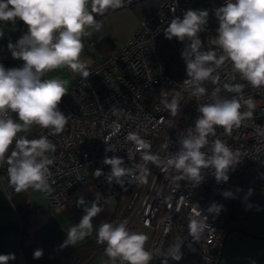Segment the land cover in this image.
<instances>
[{
    "label": "built area",
    "instance_id": "1",
    "mask_svg": "<svg viewBox=\"0 0 264 264\" xmlns=\"http://www.w3.org/2000/svg\"><path fill=\"white\" fill-rule=\"evenodd\" d=\"M131 1L136 0H124V4ZM192 2L158 0L155 10L140 20L119 47L87 67L89 77L85 79L79 74L74 78L60 108L69 116L63 132L53 135L49 129L38 127L17 137L32 140L48 136L55 144V152L48 153L53 161L48 166L50 190L41 191L49 207L67 202L78 188L92 181L102 188L105 197L116 201L108 223L127 220L129 229L140 226L151 231L145 244L152 253L150 264H213L222 237L220 230L233 207L237 208L239 217L247 212L264 215V87H251L226 61L216 70L218 83L205 81L203 96L191 94L192 86L184 83L186 64L181 55L189 42L168 40L164 31L173 18H183ZM224 4L225 0H211L210 16L199 33L204 51L215 48L213 40L219 27L215 10ZM95 44L94 40L90 41L91 46ZM0 64L6 69L13 68L8 54ZM225 83L243 84L244 99L250 98L255 104L253 115L242 121L239 128H233L229 135L217 126L215 135L208 136L209 144L202 149L210 153L212 142L220 139L239 151L241 160L228 171V181L217 182L215 170L210 168L203 171L204 180L195 186L174 168L165 169L152 162H147L146 168L141 167L145 165L142 160L145 150L127 140L128 133H137L150 144L149 152L166 159L179 150L178 141L194 130L198 106L212 102L216 87L221 88L222 98H239V93L224 90ZM173 97L179 103L176 115H172L164 102L170 103ZM241 103L240 111H249ZM114 123L120 125L115 135L112 134ZM113 156L122 158V166L131 170V175L123 178V184L109 183L106 179L111 166L103 160ZM86 166L91 167V178ZM1 169L9 180L7 158L0 164ZM98 169L102 175L97 177ZM142 175L146 182H141ZM6 191L9 194L8 188ZM225 191L232 196H223ZM213 203L223 206L218 215L207 211ZM197 210L207 217L209 227L194 241L188 234V224L189 217ZM177 243H181L182 254L178 261L166 257L170 247ZM104 245L99 243L98 249H105ZM107 262L111 264L109 258Z\"/></svg>",
    "mask_w": 264,
    "mask_h": 264
},
{
    "label": "clouds",
    "instance_id": "2",
    "mask_svg": "<svg viewBox=\"0 0 264 264\" xmlns=\"http://www.w3.org/2000/svg\"><path fill=\"white\" fill-rule=\"evenodd\" d=\"M88 5L89 0H0V22L15 23L18 19L28 29L15 45H8L13 58L22 60L23 66L6 69L0 64V164L4 163L11 148L7 155V171L9 182L16 192L29 188L50 190L48 166L53 161L48 153L55 152V144L48 136L29 140L24 136L17 138L18 134L30 131L33 125L49 129L53 135L59 134L69 120V116L59 108L68 91L67 81L43 79L45 73L67 67L85 79L89 77L87 64L81 60L84 49L82 36L88 27H100L94 13L103 14L109 9L121 8L124 0H91L90 10ZM208 15L207 10L189 9L182 19L173 18L164 31L168 40L176 38L189 42L181 55L186 64L187 78L184 83L192 86L191 94L203 96L206 93L202 86L205 81L218 83L220 77L216 70L226 61L231 63L233 72L251 87H264V0H225V4L215 10L219 22L213 40L215 48L204 51L199 33L207 24ZM218 52L222 54L218 55ZM223 88L239 93V98H222L219 95L221 88L216 87L212 92V102L198 106L199 116L194 130H189L178 141L179 150L166 159L149 152L150 144L137 133L129 132L127 140L134 142L138 149L145 150L142 152L145 165L141 167L146 168V163L152 162L163 165L165 169L174 168L195 186L204 180L203 171L211 168L215 170L217 182H227L228 171L241 160L239 151H234L220 139L212 142L210 153L202 149L209 144L208 136L215 135L217 126L229 135L233 128H239L242 121L253 115L251 110L255 104L250 98L244 99L243 84L225 83ZM241 101L249 111H240ZM164 102L172 115H176L178 98L173 97L170 103L167 100ZM119 130L120 125L114 123L112 134ZM103 163L111 166L106 177L109 183L123 184V178L131 175V170L122 166V158L106 157ZM95 175H102V170H96ZM140 180L146 182L143 175ZM222 195L231 197L232 193L225 191ZM84 203L82 198L78 200L79 205ZM222 208V205L213 203L207 211L218 215ZM102 211L98 200L85 207V214L78 224L68 229L61 247L75 246L78 241L90 236L93 232L92 220ZM127 224V220L119 224L101 222L96 232L97 242L106 244L105 253L111 264H116L117 260L120 264H150L152 253L145 248L148 236L129 230ZM208 227L207 217L202 216L201 211L197 210L189 217L188 234L194 241H198ZM180 249L181 243L173 244L166 257L180 260ZM42 255L43 250L37 249L33 258L39 259ZM13 259L14 254H0V264H8Z\"/></svg>",
    "mask_w": 264,
    "mask_h": 264
},
{
    "label": "crops",
    "instance_id": "3",
    "mask_svg": "<svg viewBox=\"0 0 264 264\" xmlns=\"http://www.w3.org/2000/svg\"><path fill=\"white\" fill-rule=\"evenodd\" d=\"M157 4L158 0H144L124 4L115 10L109 9L103 14L94 13L100 27L98 29L95 26L86 28L82 36L84 49L81 53V60L85 61L88 67L94 60L110 54L132 34L141 19L155 10ZM88 8L91 9V0H89ZM0 31L3 32V36L0 37V60L8 54L11 56L13 68L22 67L24 62L13 58L8 45L9 43L15 45L19 38L27 33V26L18 19L15 23L0 22ZM91 40H94L96 44L91 46ZM93 49L94 53L91 51ZM52 72L56 74L55 78H58L60 74L67 75V89L70 88L74 78L79 75L71 72L67 67L55 69L50 74ZM44 78L48 79V76L44 75ZM3 176L6 177L0 175V254L15 255V259L10 260L8 264H41L39 262L52 264L57 257L67 253H79L78 258H75L79 260V264H108L105 249L100 250L97 245L94 248L93 243L90 242V240L97 239L96 232L99 224L109 222L113 208H115V202L111 197H105L102 188L89 181L88 184L78 188L67 202L53 207H49L47 198L41 191L29 188L23 191L25 200V207H23L18 200H16V205L10 193H7L6 189L10 188L11 184L8 179L6 181L2 178ZM81 198L85 201L83 205L78 204ZM96 200L103 211L92 220V234L78 241L75 246L61 247L67 238L68 229L79 223L85 214V207H90ZM26 210L28 216L25 214L27 219L24 234L22 232L20 234L18 225ZM234 224L236 226L229 229L230 231H237L233 228L243 226ZM229 225L231 226L230 221ZM129 230L143 233L147 231L145 234L148 237L151 235L149 229L140 226ZM37 249H42L43 255L39 259H34L33 253ZM260 259L249 264H264L263 256Z\"/></svg>",
    "mask_w": 264,
    "mask_h": 264
},
{
    "label": "rangeland",
    "instance_id": "4",
    "mask_svg": "<svg viewBox=\"0 0 264 264\" xmlns=\"http://www.w3.org/2000/svg\"><path fill=\"white\" fill-rule=\"evenodd\" d=\"M141 1L144 0H139L138 2ZM190 9L207 10L209 18L211 12V0H193ZM91 51L94 53V49ZM55 75L56 74L53 72L51 74L50 72L45 73V76H48V79L55 78ZM58 78L66 81L67 75L60 74L58 75ZM86 172L88 177L91 178V167L86 166ZM2 178L7 181L6 177L3 176ZM112 200L115 202L114 205L116 206L115 199L112 198ZM228 220L231 225L234 223L243 225L242 228L246 230L247 233L229 230L223 243L222 256L219 264H249L255 260H261L260 258L262 256L264 258V238L250 233L252 231H264L262 230V227L264 226V215L257 212H250L246 218H229ZM144 232L147 233V231ZM219 248L220 244L216 248L215 256L218 255Z\"/></svg>",
    "mask_w": 264,
    "mask_h": 264
},
{
    "label": "trees",
    "instance_id": "5",
    "mask_svg": "<svg viewBox=\"0 0 264 264\" xmlns=\"http://www.w3.org/2000/svg\"><path fill=\"white\" fill-rule=\"evenodd\" d=\"M103 41V40H102ZM105 41V40H104ZM44 78V77H43ZM45 79V78H44ZM67 95V94H66ZM66 95L62 98V101H61V103H60V105H59V108H61V106H62V103H63V101L65 100V98H66ZM12 116H13V118L15 119V114L13 113L12 114ZM39 126H36V125H33L32 127H31V129H30V131H28V132H21L20 134H30V133H32V132H34L37 128H38ZM11 149V148H10ZM10 149H9V152H10ZM9 154V153H8ZM8 154H6V158H7V155ZM5 158V159H6ZM0 175H5V172H4V170L3 169H1L0 170ZM6 176V175H5ZM9 181V180H8ZM8 190H9V193H10V197L12 198V200H14L15 202H16V205H17V201L16 200H18L19 202H20V204H21V206H23V207H25V203H24V197H23V191H21V192H16L15 190H14V187L11 185V187L10 188H8ZM19 204V203H18ZM29 212H30V210H29ZM27 213V210L25 211V213L24 214H22V216H21V220H20V223H19V225H18V227L20 228V234H21V232H22V234H24V227H25V224H26V217L28 216V214H26ZM250 212H247L246 213V215L245 216H247L248 214H249ZM27 216H26V215ZM245 216H243V217H239V215H238V210H237V208L236 207H233L232 209H231V211H230V213H229V216H228V218H227V221H226V223H225V225L222 227V229L220 230V233H221V236L227 231V230H229V229H231L232 227H234V226H236L235 224H233V225H229V218H234V219H237V218H240V219H243ZM237 225H239V224H237ZM250 233H252V234H255L256 236H259L260 234H262V235H264V232L263 233H260V232H255V231H252V232H250ZM257 234H259V235H257ZM90 242L91 243H93V246H94V248L95 247H97L98 246V242H97V239H95V240H90ZM97 245V246H96ZM104 247H106V245H104ZM78 255H79V253H67V254H63V255H61V256H59V257H57L53 262H52V264H79V260H76L75 258H78ZM39 263H41L42 264V262H39ZM214 264V263H213Z\"/></svg>",
    "mask_w": 264,
    "mask_h": 264
},
{
    "label": "water",
    "instance_id": "6",
    "mask_svg": "<svg viewBox=\"0 0 264 264\" xmlns=\"http://www.w3.org/2000/svg\"><path fill=\"white\" fill-rule=\"evenodd\" d=\"M233 229H235V230H237V231H240V232H243V233H247V231L244 230V229L241 228V227H235V228H233ZM228 233H229V231H226V232L223 234V236L221 237L219 253H218V255H217V258H216L214 264H219V262H220V260H221L222 249H223V243H224V240H225V238H226V236H227ZM260 237H264V236H260Z\"/></svg>",
    "mask_w": 264,
    "mask_h": 264
},
{
    "label": "bare ground",
    "instance_id": "7",
    "mask_svg": "<svg viewBox=\"0 0 264 264\" xmlns=\"http://www.w3.org/2000/svg\"><path fill=\"white\" fill-rule=\"evenodd\" d=\"M137 1H139V0L128 2L126 5H128V4H130V3H133V2H137Z\"/></svg>",
    "mask_w": 264,
    "mask_h": 264
},
{
    "label": "flooded vegetation",
    "instance_id": "8",
    "mask_svg": "<svg viewBox=\"0 0 264 264\" xmlns=\"http://www.w3.org/2000/svg\"><path fill=\"white\" fill-rule=\"evenodd\" d=\"M232 229V228H231Z\"/></svg>",
    "mask_w": 264,
    "mask_h": 264
}]
</instances>
